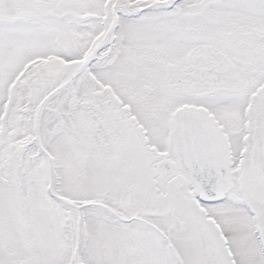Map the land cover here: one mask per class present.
Returning <instances> with one entry per match:
<instances>
[{
    "label": "snow or ice",
    "instance_id": "6c2138e0",
    "mask_svg": "<svg viewBox=\"0 0 264 264\" xmlns=\"http://www.w3.org/2000/svg\"><path fill=\"white\" fill-rule=\"evenodd\" d=\"M0 264H264V0H0Z\"/></svg>",
    "mask_w": 264,
    "mask_h": 264
}]
</instances>
